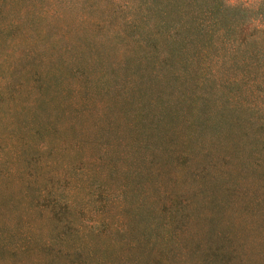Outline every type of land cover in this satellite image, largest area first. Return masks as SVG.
<instances>
[{"label":"trees","instance_id":"obj_1","mask_svg":"<svg viewBox=\"0 0 264 264\" xmlns=\"http://www.w3.org/2000/svg\"><path fill=\"white\" fill-rule=\"evenodd\" d=\"M13 5L12 1L0 0V113L9 87L30 92L33 81V88L37 86L38 90L23 106L47 108L50 124L62 112L58 109L64 108L63 79L78 72L83 94L79 111L87 110L93 117L98 131L92 141L97 149L100 147V156L109 162L103 168L100 157L90 161L93 174L83 169L79 183H71L72 189L68 191L31 193V185L25 179V208L46 217L47 211L54 217L61 213L63 225L72 235H78L82 223H77L74 216L75 210L81 211L74 192L76 186L90 184L93 176L98 180L109 177L122 181L123 184H116L122 194L127 192L126 184L130 181L137 189L142 188L147 201L156 208L168 207L166 200L178 199L171 208L175 221H171L170 215L169 219H162L161 226L166 230L174 222L180 238L187 232L188 224L198 217L203 200L216 207L214 215L209 212L205 216L208 241L202 248L192 250L191 261L223 264L231 255L227 248L229 240L214 225L220 202L209 193L214 189L212 185L223 182L225 170L213 174L207 171L202 180L197 177V183L187 194L161 190L160 179L174 172L179 159L190 161L197 154L212 159V153L219 155L220 150L226 158L230 152L239 153L240 148H247L244 152L248 155L254 152L252 169L264 173V105L243 103L238 97L242 89L264 97V11L228 0H117L113 7L120 22L109 30L112 37L123 39L130 48L122 61L101 65L98 52L88 62L94 42L85 38L80 45H66L61 52L55 51L52 43L45 49L39 47L24 25L43 17L35 13L6 16L4 7L11 9ZM123 7L125 11H120ZM101 20L93 24L99 25ZM255 80L259 84L256 87ZM93 109L100 110V114L94 115ZM119 124L128 125L138 137L129 140L131 144L123 159L114 153L115 144L107 137ZM120 141L117 144L123 145ZM175 147L184 150L178 153ZM7 151L10 150L6 147L0 148V259L14 255L19 248L23 252L31 250L29 241L19 248L13 244L4 221V217L18 219L21 212L3 207L11 200L12 181L22 183L20 175L9 174L12 159L5 156ZM120 159L124 164H119ZM163 211L162 208L158 213L160 219ZM87 222L89 228L97 224ZM215 235L222 238H213ZM69 264L80 263L72 259Z\"/></svg>","mask_w":264,"mask_h":264},{"label":"rangeland","instance_id":"obj_2","mask_svg":"<svg viewBox=\"0 0 264 264\" xmlns=\"http://www.w3.org/2000/svg\"><path fill=\"white\" fill-rule=\"evenodd\" d=\"M9 1L14 5L11 9L4 7L6 16H31L35 13L43 17L40 21L37 19L24 25L31 30L30 36L39 47L45 49L52 43L54 50L61 52L66 45H80L85 38L94 42L88 62H92L98 52L101 65L106 62L115 65L128 53L130 46H125L123 39L112 37L109 30L111 25L120 22L119 13L113 7L117 0H3ZM228 1L264 11V0ZM122 9L125 11L124 7L120 11ZM98 19L102 22L96 27L93 23ZM44 61L47 63V51ZM77 73L63 79L65 99L61 102L64 108L58 109L62 112L50 124H47V108L40 110L23 106L27 98L38 90L37 86L33 88L35 82L32 81L30 92L25 88L22 91H13L12 87L7 89L9 95L0 113V148L10 150L5 152V156L16 164L11 162L9 174L12 177L20 175L22 183L17 185L12 181L11 200L9 205L3 206L5 209L16 208L21 211L20 216L18 219L4 217V221L13 244L19 248L29 241L31 250L23 252L19 248L14 255L7 254L0 259V264H69L72 259H78L80 264H193L192 252L208 241L204 232L207 227L205 216L209 212L214 215L216 207H210L203 200L198 217L188 224L187 232L180 238L174 222H170L166 230L161 226L162 219H169L170 215L171 221H175L171 208L178 199L173 202L166 200L168 207L156 208L147 201L142 188L137 189L130 181L126 184L127 192L122 194L116 187V184H123L122 181L109 177L98 180L93 176L90 184L76 186L74 192L81 211L75 210L74 216L77 223H82V231L78 235H72L63 225L61 213L54 217L47 211L46 217L38 212L30 213L25 208L22 197L25 179L31 185V193L41 191L47 195L72 189L71 183H79L83 169L93 174L94 169L89 166L93 159L100 157L102 167L109 166L108 160L98 152L100 147L97 149L92 141L98 131L93 117L87 110L79 111L83 94L79 90L81 83ZM257 81L254 87L259 85ZM238 97L243 103L264 105L263 95L249 93L245 89ZM93 113L99 115L100 110L93 109ZM107 137L115 144L114 153L120 154L122 159L128 153L129 140L138 138L136 132L124 124H119L117 130L113 129ZM119 139L123 145L117 144ZM174 149L178 153L184 150L181 147ZM242 149L237 154L230 152L226 158L220 150L219 155L212 153V159L197 154L190 161L177 160L174 172L168 174L175 178L162 176L161 190L187 194L197 183V177L202 180L207 171L213 174L225 170L223 182L212 185L214 189L209 193L220 202L214 225L229 240L227 248L231 255L223 264H264V173L259 174L258 170L252 169L255 166L254 152L248 155L244 152L247 148ZM122 159L119 164H124ZM204 164L206 166L202 167ZM181 172H185L184 175L181 176ZM15 198H19L18 201ZM162 208L160 219L158 213ZM89 220L97 223L96 226L89 228ZM213 238L222 237L215 235Z\"/></svg>","mask_w":264,"mask_h":264}]
</instances>
